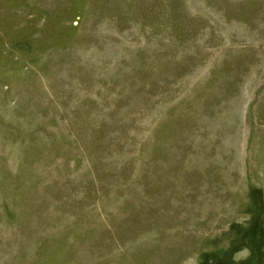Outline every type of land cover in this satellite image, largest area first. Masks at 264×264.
Wrapping results in <instances>:
<instances>
[{"label": "rangeland", "instance_id": "obj_1", "mask_svg": "<svg viewBox=\"0 0 264 264\" xmlns=\"http://www.w3.org/2000/svg\"><path fill=\"white\" fill-rule=\"evenodd\" d=\"M0 264H264V0H0Z\"/></svg>", "mask_w": 264, "mask_h": 264}]
</instances>
